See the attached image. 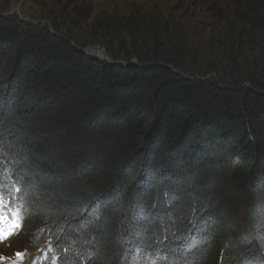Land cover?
<instances>
[{
  "label": "trees",
  "instance_id": "16d2710c",
  "mask_svg": "<svg viewBox=\"0 0 264 264\" xmlns=\"http://www.w3.org/2000/svg\"><path fill=\"white\" fill-rule=\"evenodd\" d=\"M59 4L50 27L0 16V185L29 211L7 252L264 264V0L212 7L204 29Z\"/></svg>",
  "mask_w": 264,
  "mask_h": 264
},
{
  "label": "rangeland",
  "instance_id": "374dc122",
  "mask_svg": "<svg viewBox=\"0 0 264 264\" xmlns=\"http://www.w3.org/2000/svg\"><path fill=\"white\" fill-rule=\"evenodd\" d=\"M162 1V0H161ZM0 0V8H8V13L12 12L14 16H17L22 21L32 20V18H41V21H46L48 15L55 13V7L57 2L61 4L60 8L65 7L64 4L75 5L74 8H90L96 15L105 12L109 14L124 15L129 14L132 10H138L140 8H146V6L162 10L164 12H173L179 6L182 7L187 15L192 19V27L198 23V28L204 29L210 22L207 16V10L210 5L218 4V0ZM222 1V0H220ZM59 4V5H60ZM223 9L226 5H220ZM70 11V10H68ZM197 22V23H196ZM73 34H77L76 31L68 28ZM87 53L100 55L107 58L106 51L103 47L94 45L85 49ZM134 62V61H133ZM25 238L20 239L18 244V250H11L14 255L22 252L30 253L35 251L34 248L25 243ZM28 240V239H27ZM7 249V250H6ZM10 249V248H9ZM8 248L5 247L2 252L7 254Z\"/></svg>",
  "mask_w": 264,
  "mask_h": 264
},
{
  "label": "clouds",
  "instance_id": "9594fccd",
  "mask_svg": "<svg viewBox=\"0 0 264 264\" xmlns=\"http://www.w3.org/2000/svg\"><path fill=\"white\" fill-rule=\"evenodd\" d=\"M159 1H161V0H159ZM219 1V3L218 4H213V5H210L209 7H208V10L206 11L207 12V14H209L210 13V11L212 12V7H219V9H223L220 5H226V6H228L229 5V0H222V1H220V0H218ZM161 2H164V0H162ZM180 7V6H179ZM146 8H152V7H149V6H146ZM182 8V7H181ZM178 9V8H177ZM177 9H175V11H173V12H164L165 14H168V13H175L176 11H181V12H179L180 14H186V12L184 11V10H177ZM158 10V9H157ZM132 11H134V10H132ZM160 11H162V10H160ZM9 11H7L5 14H3V15H0V16H2V17H9V16H11V15H13V13L12 12H10V13H8ZM24 22H31V23H38V24H43V25H46V26H49L50 27V25H49V23L48 22H46V21H37V22H35V21H33V20H26V21H24ZM85 55H86V59L87 60H97L98 62H100L103 66H105V65H108L109 67H112L113 66V64H112V62H111V60L107 57V58H105V57H102V56H100V55H95V54H92V53H87L86 52V50H85ZM91 55H93V57H90ZM99 58H101V59H108L107 61H102V60H100ZM125 66H132V65H135V62H130V63H128V64H124ZM13 186H16L17 187V185L15 184V185H12V187ZM11 188V187H10ZM8 189H9V187H7V186H3V185H0V190L1 191H7L8 192ZM22 202V201H21ZM23 203V202H22ZM24 204V203H23Z\"/></svg>",
  "mask_w": 264,
  "mask_h": 264
},
{
  "label": "snow or ice",
  "instance_id": "6c2138e0",
  "mask_svg": "<svg viewBox=\"0 0 264 264\" xmlns=\"http://www.w3.org/2000/svg\"><path fill=\"white\" fill-rule=\"evenodd\" d=\"M0 183H2V181H0ZM5 211H6L5 206L2 203H0V224H2L7 219V216L4 214ZM6 238H7V235L5 234V230L0 228V240L6 239ZM17 255L18 257L22 258V254L18 253Z\"/></svg>",
  "mask_w": 264,
  "mask_h": 264
},
{
  "label": "water",
  "instance_id": "95a60500",
  "mask_svg": "<svg viewBox=\"0 0 264 264\" xmlns=\"http://www.w3.org/2000/svg\"><path fill=\"white\" fill-rule=\"evenodd\" d=\"M90 57H93V55H91ZM99 59L102 60V61H104V62L108 60V59L106 60V59H101V58H99Z\"/></svg>",
  "mask_w": 264,
  "mask_h": 264
}]
</instances>
